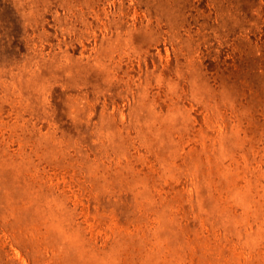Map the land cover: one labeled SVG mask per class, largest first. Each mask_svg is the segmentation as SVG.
Returning <instances> with one entry per match:
<instances>
[{"label": "rangeland", "instance_id": "1", "mask_svg": "<svg viewBox=\"0 0 264 264\" xmlns=\"http://www.w3.org/2000/svg\"><path fill=\"white\" fill-rule=\"evenodd\" d=\"M0 264H264V0H0Z\"/></svg>", "mask_w": 264, "mask_h": 264}]
</instances>
